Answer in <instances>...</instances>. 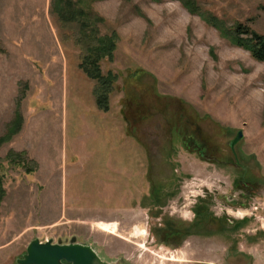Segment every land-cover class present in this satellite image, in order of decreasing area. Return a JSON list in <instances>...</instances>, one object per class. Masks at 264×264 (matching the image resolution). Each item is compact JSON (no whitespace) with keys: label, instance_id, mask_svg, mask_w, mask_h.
Here are the masks:
<instances>
[{"label":"rangeland","instance_id":"1","mask_svg":"<svg viewBox=\"0 0 264 264\" xmlns=\"http://www.w3.org/2000/svg\"><path fill=\"white\" fill-rule=\"evenodd\" d=\"M192 1L198 14L179 0L90 2L101 33L119 35L114 59L101 62L118 77L106 113L79 68L77 26L59 22L54 0H0V140L18 107L24 119L0 145V264H17L35 240L74 238L109 262L194 264L187 244L156 242L157 211L140 202L154 188L176 194L163 202L169 217H189L206 196L214 213L241 220L230 204L247 203L264 264V63L227 35L243 24L264 36V0ZM182 115L229 165L170 142Z\"/></svg>","mask_w":264,"mask_h":264},{"label":"flooded vegetation","instance_id":"2","mask_svg":"<svg viewBox=\"0 0 264 264\" xmlns=\"http://www.w3.org/2000/svg\"><path fill=\"white\" fill-rule=\"evenodd\" d=\"M183 124L179 130L173 131L170 142L181 143L190 153L197 155L202 161L209 164H226L218 158V149L212 147L203 136L199 127L191 125V121L184 115L180 116ZM240 167V162L238 161ZM243 179L238 180V186L243 187L249 194L240 198L249 200L253 196V185L249 181L250 172L244 167ZM153 198V205L158 222L154 227L155 240L157 243L174 250L190 246L191 255L200 259L193 261L194 264H256L254 248L257 233L255 229L250 230L251 218L249 217V205L241 201H233L232 207L241 208L245 212L242 219L229 217L224 214L214 213L210 208V199L204 197L196 201L189 211V217H171L163 212V202L166 198L173 199L176 194L164 195L161 192L141 198L142 205L148 198ZM228 202V199H223ZM140 203V205H141ZM248 217V218H247ZM194 240V241H193ZM200 243L197 244L196 242ZM254 249V250H253Z\"/></svg>","mask_w":264,"mask_h":264},{"label":"trees","instance_id":"3","mask_svg":"<svg viewBox=\"0 0 264 264\" xmlns=\"http://www.w3.org/2000/svg\"><path fill=\"white\" fill-rule=\"evenodd\" d=\"M96 0H54L55 14L59 22L64 26L75 25L78 29V36L76 37V45L81 50V62L79 68L86 74V76L97 82L96 102L98 108L103 112L110 111V96L114 92L115 83L118 77L112 72L103 73L101 62L104 60L112 61L114 59L119 35L116 31L110 34L103 35L101 33V25L105 23L104 19L99 17L92 11L90 2ZM182 5L191 13L198 14V8L192 0H179ZM89 2V3H88ZM86 3L88 8H84ZM213 23V20L209 21ZM214 26L222 33L226 32L221 26L214 23ZM224 36H232V42L247 51L252 57L264 63V36L253 31L250 27L243 24L236 25L232 34H225ZM23 117L20 115V108L16 112V118L12 122L5 138L0 140V145L10 142L12 138L21 130L23 124ZM15 162V160H13ZM158 192H157V190ZM154 188L157 194L161 190ZM0 193L3 189L0 186ZM151 194V195H152ZM148 200L153 204V198Z\"/></svg>","mask_w":264,"mask_h":264},{"label":"water","instance_id":"4","mask_svg":"<svg viewBox=\"0 0 264 264\" xmlns=\"http://www.w3.org/2000/svg\"><path fill=\"white\" fill-rule=\"evenodd\" d=\"M244 138V133L240 131L231 148ZM17 264H122L109 262L89 246L77 243L74 238L69 244H55L53 241L42 243L39 240L33 241L23 259H19Z\"/></svg>","mask_w":264,"mask_h":264},{"label":"bare ground","instance_id":"5","mask_svg":"<svg viewBox=\"0 0 264 264\" xmlns=\"http://www.w3.org/2000/svg\"><path fill=\"white\" fill-rule=\"evenodd\" d=\"M103 230H104L105 232H110V230L108 229V227H104Z\"/></svg>","mask_w":264,"mask_h":264}]
</instances>
